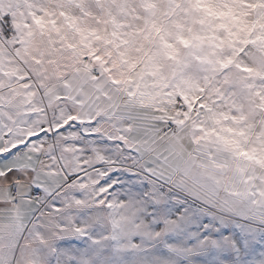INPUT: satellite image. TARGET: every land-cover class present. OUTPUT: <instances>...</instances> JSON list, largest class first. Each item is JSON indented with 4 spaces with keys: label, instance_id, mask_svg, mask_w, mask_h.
<instances>
[{
    "label": "snow or ice",
    "instance_id": "snow-or-ice-1",
    "mask_svg": "<svg viewBox=\"0 0 264 264\" xmlns=\"http://www.w3.org/2000/svg\"><path fill=\"white\" fill-rule=\"evenodd\" d=\"M0 264H264V0H0Z\"/></svg>",
    "mask_w": 264,
    "mask_h": 264
}]
</instances>
